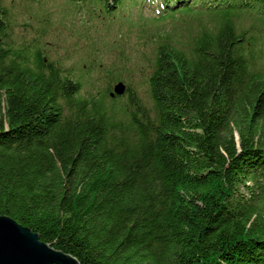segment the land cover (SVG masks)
I'll return each mask as SVG.
<instances>
[{
  "label": "trees",
  "instance_id": "obj_1",
  "mask_svg": "<svg viewBox=\"0 0 264 264\" xmlns=\"http://www.w3.org/2000/svg\"><path fill=\"white\" fill-rule=\"evenodd\" d=\"M14 29L0 0V216L81 264H264V72L234 19L158 45L150 106L82 98Z\"/></svg>",
  "mask_w": 264,
  "mask_h": 264
},
{
  "label": "rangeland",
  "instance_id": "obj_2",
  "mask_svg": "<svg viewBox=\"0 0 264 264\" xmlns=\"http://www.w3.org/2000/svg\"><path fill=\"white\" fill-rule=\"evenodd\" d=\"M158 1L122 0L116 9L98 0H5V5L15 23L14 45L22 39L39 40L47 63L60 64L67 72L73 68L75 76L84 68L77 81L99 65L82 80V98L100 95L123 81L150 106L148 80L160 42L189 49L212 19L228 16L236 19L238 33H246L255 69L264 72L263 11L241 12L229 4L236 0H195L192 11L175 0L169 8H160L164 3ZM26 22L29 26L23 28L21 23ZM106 104L113 103L106 100Z\"/></svg>",
  "mask_w": 264,
  "mask_h": 264
},
{
  "label": "water",
  "instance_id": "obj_3",
  "mask_svg": "<svg viewBox=\"0 0 264 264\" xmlns=\"http://www.w3.org/2000/svg\"><path fill=\"white\" fill-rule=\"evenodd\" d=\"M126 91L123 82L117 83L111 98ZM0 264H81L71 254L56 250L41 240L40 235L23 227L8 216H0Z\"/></svg>",
  "mask_w": 264,
  "mask_h": 264
},
{
  "label": "bare ground",
  "instance_id": "obj_4",
  "mask_svg": "<svg viewBox=\"0 0 264 264\" xmlns=\"http://www.w3.org/2000/svg\"><path fill=\"white\" fill-rule=\"evenodd\" d=\"M160 3V2H159Z\"/></svg>",
  "mask_w": 264,
  "mask_h": 264
}]
</instances>
